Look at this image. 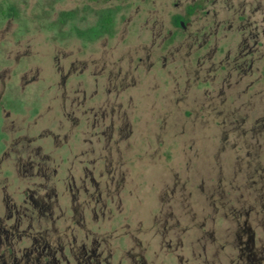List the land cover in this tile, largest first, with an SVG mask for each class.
I'll return each instance as SVG.
<instances>
[{
  "label": "rangeland",
  "instance_id": "obj_1",
  "mask_svg": "<svg viewBox=\"0 0 264 264\" xmlns=\"http://www.w3.org/2000/svg\"><path fill=\"white\" fill-rule=\"evenodd\" d=\"M187 1L0 0V264H264V0Z\"/></svg>",
  "mask_w": 264,
  "mask_h": 264
},
{
  "label": "flooded vegetation",
  "instance_id": "obj_2",
  "mask_svg": "<svg viewBox=\"0 0 264 264\" xmlns=\"http://www.w3.org/2000/svg\"><path fill=\"white\" fill-rule=\"evenodd\" d=\"M206 2H208L206 0ZM213 2H215V0H213ZM10 9L13 10L12 15L11 16H7L6 14L8 13V11H10ZM8 11H0V15L2 17L5 18H9L15 15V10L13 8H10ZM185 15H175L172 17L171 19V25L173 26V28L176 30H189V32L187 33L186 37L188 40H190L189 46H191V41L192 42H196V41H202V43H205V39L208 38L206 36H208L205 32V25L206 24H210L212 23L213 25V33L211 35H214V38L217 37V33H218V29L217 27H219L220 25H222V23L214 18V11L211 12L209 11V9H205L204 8V4L203 1L201 0H191V1H187L186 5H185ZM199 11L202 12V15L204 17H201L199 15ZM67 12H71L73 13V11H67ZM66 13V12H65ZM61 15V14H60ZM106 15V14H105ZM103 15L99 22H97V24L93 27H90L88 29H86V35L85 36H80L79 34H77L79 37H84L87 39H95L98 38L102 35H111L110 34V27H112V23L113 21L111 20L110 24L108 26H106L104 32L99 33V34H93V29H95L98 24L100 23V21L102 20V18L105 16ZM196 18L193 19L192 16H195ZM112 17V16H111ZM112 19V18H111ZM236 22L241 21L242 18H235L234 19ZM59 21L61 22V19L59 17ZM193 24L195 25V28H193ZM237 24V23H236ZM158 24L153 23L152 26L155 27ZM229 26V25H228ZM231 26V25H230ZM156 29V28H155ZM175 34V33H174ZM173 35L172 32H169L168 34H166L165 36H171ZM177 35V33H176ZM151 37H153L151 35ZM157 39H161L162 37H164L161 33H158L154 36ZM153 37V38H154ZM172 37V36H171ZM241 44H244V47H246L245 43L246 40L241 38ZM201 43V44H202ZM202 45H199V47H201ZM198 49V48H197ZM198 50H201L198 49ZM242 56V55H240ZM13 68H4L0 70V121H1V133H3L4 131H7V127H6V122L9 121L11 119L12 115H20L19 113L14 114L13 111H11L13 109V90L11 88V86L9 85L10 81L12 80V70ZM23 80V79H22ZM17 86V88H19V91H23L24 90V86L27 85L26 82L22 83L19 81L18 85L15 84ZM24 116L27 119V116L25 114L21 115ZM17 132V131H15ZM25 137H21L20 139H16L12 141V138L10 139V142L8 139L5 138H0L1 139V143L6 146V151H2V153H4V158L7 157L8 154H10V152L12 151V146L13 145H17L18 141H21V143L23 142ZM3 158V159H4ZM1 160V159H0ZM0 165L1 161H0Z\"/></svg>",
  "mask_w": 264,
  "mask_h": 264
},
{
  "label": "trees",
  "instance_id": "obj_3",
  "mask_svg": "<svg viewBox=\"0 0 264 264\" xmlns=\"http://www.w3.org/2000/svg\"><path fill=\"white\" fill-rule=\"evenodd\" d=\"M12 12H13V10L10 9V11H8V13L6 15L7 16H11L12 15ZM72 17H73V13H71V12L61 13V15H60L61 22L60 23H63V22H65V20H68V19H70ZM111 18H112L111 17V14L110 13H107L102 18V20L100 21V23L98 24V26L95 29H93V31H92L93 34H99V33L104 32L106 26H108L110 24V22L112 20ZM77 34H79L80 36H85L86 35V32L80 31V32H77Z\"/></svg>",
  "mask_w": 264,
  "mask_h": 264
}]
</instances>
